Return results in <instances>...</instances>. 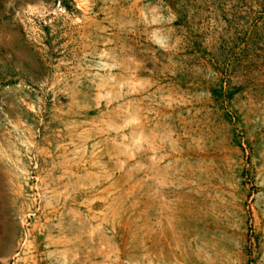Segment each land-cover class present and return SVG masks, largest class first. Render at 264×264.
Listing matches in <instances>:
<instances>
[{"label": "rangeland", "instance_id": "1", "mask_svg": "<svg viewBox=\"0 0 264 264\" xmlns=\"http://www.w3.org/2000/svg\"><path fill=\"white\" fill-rule=\"evenodd\" d=\"M0 264H264V0H0Z\"/></svg>", "mask_w": 264, "mask_h": 264}, {"label": "trees", "instance_id": "2", "mask_svg": "<svg viewBox=\"0 0 264 264\" xmlns=\"http://www.w3.org/2000/svg\"><path fill=\"white\" fill-rule=\"evenodd\" d=\"M63 5L66 9H70L67 6L66 2H63ZM236 91H237V89L235 90L231 87H229L226 91H224L223 86H221V88L219 90L218 89L212 90V94L217 101H222L225 99L228 102H230L232 100V98L234 97Z\"/></svg>", "mask_w": 264, "mask_h": 264}]
</instances>
